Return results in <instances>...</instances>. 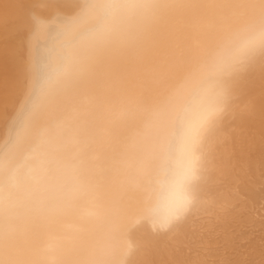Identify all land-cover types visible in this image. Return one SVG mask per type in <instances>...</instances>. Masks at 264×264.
Masks as SVG:
<instances>
[{
	"label": "bare ground",
	"instance_id": "bare-ground-1",
	"mask_svg": "<svg viewBox=\"0 0 264 264\" xmlns=\"http://www.w3.org/2000/svg\"><path fill=\"white\" fill-rule=\"evenodd\" d=\"M264 0H0V264H264Z\"/></svg>",
	"mask_w": 264,
	"mask_h": 264
},
{
	"label": "rangeland",
	"instance_id": "rangeland-1",
	"mask_svg": "<svg viewBox=\"0 0 264 264\" xmlns=\"http://www.w3.org/2000/svg\"><path fill=\"white\" fill-rule=\"evenodd\" d=\"M264 218V217H263Z\"/></svg>",
	"mask_w": 264,
	"mask_h": 264
}]
</instances>
